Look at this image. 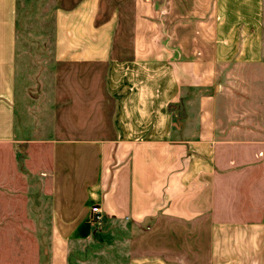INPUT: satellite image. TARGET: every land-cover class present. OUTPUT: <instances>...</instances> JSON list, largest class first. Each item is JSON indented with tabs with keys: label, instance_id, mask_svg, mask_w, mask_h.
<instances>
[{
	"label": "crops",
	"instance_id": "obj_1",
	"mask_svg": "<svg viewBox=\"0 0 264 264\" xmlns=\"http://www.w3.org/2000/svg\"><path fill=\"white\" fill-rule=\"evenodd\" d=\"M55 4L42 264H94L71 248L101 235L94 205L129 224L124 260L103 264H264V129L220 115L224 74L264 64V0ZM17 25L18 0H0V146L30 140L15 128Z\"/></svg>",
	"mask_w": 264,
	"mask_h": 264
},
{
	"label": "rangeland",
	"instance_id": "obj_2",
	"mask_svg": "<svg viewBox=\"0 0 264 264\" xmlns=\"http://www.w3.org/2000/svg\"><path fill=\"white\" fill-rule=\"evenodd\" d=\"M57 14L55 0H18L20 74L15 128L19 138L30 140L26 145L0 146V264H42L47 256L54 69L60 44ZM258 68L256 73L250 67L224 74L228 81L220 103L225 121L256 131L264 129V64ZM92 222L103 238L93 235L74 240V256L90 258L94 264L123 261L129 224L94 218Z\"/></svg>",
	"mask_w": 264,
	"mask_h": 264
},
{
	"label": "built area",
	"instance_id": "obj_3",
	"mask_svg": "<svg viewBox=\"0 0 264 264\" xmlns=\"http://www.w3.org/2000/svg\"><path fill=\"white\" fill-rule=\"evenodd\" d=\"M92 212L94 213V220L95 221H100L102 219V211L100 206L94 205L92 206Z\"/></svg>",
	"mask_w": 264,
	"mask_h": 264
},
{
	"label": "trees",
	"instance_id": "obj_4",
	"mask_svg": "<svg viewBox=\"0 0 264 264\" xmlns=\"http://www.w3.org/2000/svg\"><path fill=\"white\" fill-rule=\"evenodd\" d=\"M19 50V49H18Z\"/></svg>",
	"mask_w": 264,
	"mask_h": 264
}]
</instances>
